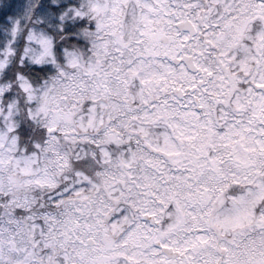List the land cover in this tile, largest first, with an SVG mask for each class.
<instances>
[{"label":"clouds","instance_id":"1","mask_svg":"<svg viewBox=\"0 0 264 264\" xmlns=\"http://www.w3.org/2000/svg\"><path fill=\"white\" fill-rule=\"evenodd\" d=\"M0 264H264V0H0Z\"/></svg>","mask_w":264,"mask_h":264}]
</instances>
